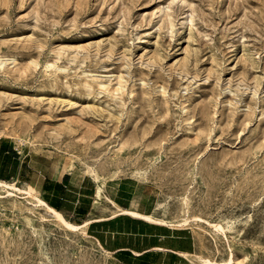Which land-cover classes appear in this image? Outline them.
I'll use <instances>...</instances> for the list:
<instances>
[{
	"label": "rangeland",
	"instance_id": "rangeland-1",
	"mask_svg": "<svg viewBox=\"0 0 264 264\" xmlns=\"http://www.w3.org/2000/svg\"><path fill=\"white\" fill-rule=\"evenodd\" d=\"M0 134L190 228L191 260L264 264V0H0ZM0 264L107 257L4 197Z\"/></svg>",
	"mask_w": 264,
	"mask_h": 264
},
{
	"label": "crops",
	"instance_id": "crops-1",
	"mask_svg": "<svg viewBox=\"0 0 264 264\" xmlns=\"http://www.w3.org/2000/svg\"><path fill=\"white\" fill-rule=\"evenodd\" d=\"M50 157L1 137L0 181L28 185L72 224L90 220L83 228L106 254L107 264L191 263L197 242L190 228L156 224L122 213L120 210L151 214L127 199L95 201L96 185L92 179L78 178L69 169L56 167Z\"/></svg>",
	"mask_w": 264,
	"mask_h": 264
},
{
	"label": "bare ground",
	"instance_id": "bare-ground-1",
	"mask_svg": "<svg viewBox=\"0 0 264 264\" xmlns=\"http://www.w3.org/2000/svg\"><path fill=\"white\" fill-rule=\"evenodd\" d=\"M85 86L91 90L95 86L101 89H104V85H102L100 82H95L92 80L91 82L85 81ZM3 137L0 134V138ZM5 138V137H4ZM95 180L98 181V177H94ZM0 191H3V193L0 195V198L4 197H20L26 199L29 203H31L33 206L39 208L40 210H43L45 214L47 215V218L53 219L55 222L58 224L62 225L65 229L69 230L70 232H77V231H83L85 232L84 228L87 225V222L90 221L88 220L86 223L81 224V225H75L70 222H68L59 212H56L52 208H50L43 200H41L35 192L30 188L28 185H23L22 187H19L15 184V182H3L0 181ZM101 195H103V191L101 186H97L96 192H95V201H97ZM122 213H128L130 215L136 216L143 218L147 221L156 223V224H162V225H172L168 224L165 220L161 218H156L153 215H141L138 214L137 212L130 211V210H120ZM44 220H49L46 219V217H42ZM197 220H200V218H196ZM188 223L187 218H183L177 226H183ZM210 226L217 231L222 232L223 234H226V230L224 227H222L219 224H210ZM194 264H217V262H213L209 259H204L201 257H196L195 260H191ZM232 260L229 259L226 261L225 264H231Z\"/></svg>",
	"mask_w": 264,
	"mask_h": 264
}]
</instances>
